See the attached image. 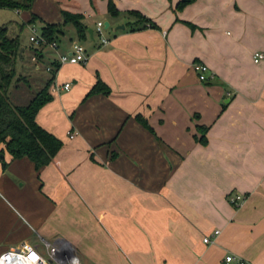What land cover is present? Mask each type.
<instances>
[{
    "label": "crops",
    "instance_id": "1",
    "mask_svg": "<svg viewBox=\"0 0 264 264\" xmlns=\"http://www.w3.org/2000/svg\"><path fill=\"white\" fill-rule=\"evenodd\" d=\"M111 1L115 16L107 0L12 10L26 27L62 25L68 11L110 31L101 45L61 28V51L91 41L84 64L59 66L35 115L62 142L52 161L36 170L0 144V253L27 242L45 256L46 241L79 264H264V58L253 62L264 0ZM194 62L208 67L204 81ZM98 80L108 94H90Z\"/></svg>",
    "mask_w": 264,
    "mask_h": 264
},
{
    "label": "trees",
    "instance_id": "2",
    "mask_svg": "<svg viewBox=\"0 0 264 264\" xmlns=\"http://www.w3.org/2000/svg\"><path fill=\"white\" fill-rule=\"evenodd\" d=\"M191 1L193 0H181L178 6ZM32 2L33 0H0V8L28 11ZM107 11L111 16L118 14L111 0H107ZM128 14L135 18L136 26H140V24L141 26H150L148 19L138 12L131 11ZM62 16L64 19L62 25L44 23L40 27L39 30L46 41H58V36L63 33L61 28L66 24L73 26L79 39L88 37L87 27L82 22V14L62 11ZM35 19V15L31 14L29 22L32 23ZM7 31L6 26H0V144L4 145L12 159L28 158L37 170L49 164L62 146L59 139L44 130L35 121V115L39 108L51 98L47 89L53 80L57 63L49 62L54 69L49 72L47 80L34 93H14L11 88H17L16 81H22L27 92L30 86L25 76L15 73L19 40L18 36L8 35ZM30 50L32 51L31 55H35L41 63L44 61V53H49L32 47ZM98 92L109 93L108 87L99 80L92 87L90 94ZM199 130H201V135L197 140L201 145H206L205 128L199 127Z\"/></svg>",
    "mask_w": 264,
    "mask_h": 264
},
{
    "label": "built area",
    "instance_id": "3",
    "mask_svg": "<svg viewBox=\"0 0 264 264\" xmlns=\"http://www.w3.org/2000/svg\"><path fill=\"white\" fill-rule=\"evenodd\" d=\"M28 26L30 31L28 36L30 46L37 50H41L42 52L44 48L48 49L49 53L54 56L52 61L57 63L56 70L63 64H84L86 62L87 55L82 43L73 41L71 42L69 49L61 51L58 41L48 42L34 24ZM104 30L105 28L101 21H97L92 30L93 38L101 45L108 43V38L106 37ZM263 58L264 54L262 52H255L253 54V62L255 63ZM30 61L37 67L41 64L35 55L30 56ZM53 69L54 67L50 63L45 65L46 71L50 72ZM192 69L196 73L199 81H204L206 79L208 67L204 63L194 62L192 64ZM69 85V83H63L61 87L66 90ZM68 136L69 138H72V133H69ZM241 199L242 196L239 194L228 197V201L232 204H237ZM218 233L219 231L215 230L213 231L212 236L215 237ZM202 241L207 243L211 240L210 237L206 236ZM43 245L46 249L45 256L42 255L35 246L27 242H23L15 248L7 249L0 253V264H79L75 255L66 249L59 248L55 243L51 244L43 241ZM223 262L224 264H244L240 258L234 255H226L223 258Z\"/></svg>",
    "mask_w": 264,
    "mask_h": 264
},
{
    "label": "rangeland",
    "instance_id": "4",
    "mask_svg": "<svg viewBox=\"0 0 264 264\" xmlns=\"http://www.w3.org/2000/svg\"><path fill=\"white\" fill-rule=\"evenodd\" d=\"M99 18L98 16H94L91 20H85L86 24L89 25V28L92 29L93 24L95 23V20ZM107 21V20H105ZM104 21H102L103 23ZM19 24L22 26V28H19L17 26ZM4 25L8 28V35L10 36H18L19 45L17 47L16 51V60H15V73L16 75L25 76L26 80L30 86L28 92L26 91V87L24 86V83L22 81H16V86L11 88V91L14 93H34L36 90H38L43 83L46 81V79L49 77V72L45 70V61H42L40 64V67L35 68L33 67V63L30 61V56L32 54V51L30 50L31 46L28 41L29 36V26H25L22 24L20 17L18 14L14 13L10 9H1L0 8V26ZM39 22L36 21L34 26L37 29H40ZM104 31L108 32L110 31L108 28ZM74 28L72 25L67 24L66 29L64 31V37L67 40L68 35L71 36L74 35ZM88 41H81L83 45H88Z\"/></svg>",
    "mask_w": 264,
    "mask_h": 264
},
{
    "label": "water",
    "instance_id": "5",
    "mask_svg": "<svg viewBox=\"0 0 264 264\" xmlns=\"http://www.w3.org/2000/svg\"><path fill=\"white\" fill-rule=\"evenodd\" d=\"M103 26H104L105 29H107L108 26H109L108 21H104L103 22ZM123 28H124V25L123 24H119V25L114 27V30L123 29ZM87 33H88L89 38L92 39L93 36H92V29L91 28L87 29Z\"/></svg>",
    "mask_w": 264,
    "mask_h": 264
}]
</instances>
